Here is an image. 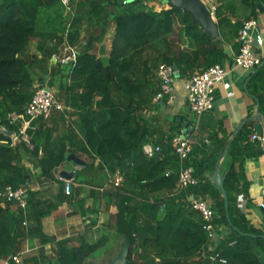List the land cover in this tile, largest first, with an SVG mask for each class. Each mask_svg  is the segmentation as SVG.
Masks as SVG:
<instances>
[{
	"label": "trees",
	"instance_id": "trees-1",
	"mask_svg": "<svg viewBox=\"0 0 264 264\" xmlns=\"http://www.w3.org/2000/svg\"><path fill=\"white\" fill-rule=\"evenodd\" d=\"M148 1L71 0L66 20V6L59 0H0V189L27 187L25 213L12 210L10 203L0 204V257L19 251L30 225L41 244L51 245L54 260L47 264H85L106 244L105 233L92 242L80 233L72 243V237L56 239L42 230V217L71 195L64 193L65 181L55 173L67 153L78 149L92 162L75 171L74 178L92 185L86 174L100 179L101 195L115 207V233L127 241V264H264V229L254 227L237 206L240 189L234 177L235 162L239 166L244 157L262 151L259 141L249 142L240 130L228 149L233 161L224 188L229 219L236 229L229 226L223 197L209 180L223 141L212 135L214 148L199 161L181 160L171 147L172 137L167 149L152 156L142 150L150 130L139 110L159 90L158 65L176 66L179 74L186 75L223 63L227 57L221 39L212 38L190 13L170 6L155 10ZM223 21L219 18L218 25ZM111 25L110 51L104 59L92 47L103 41ZM80 30L84 43L77 45L75 60L52 62L62 45H76ZM47 36L55 40L38 43L39 56L30 52L32 38ZM46 75L58 78L55 95L71 108L68 115L76 114L74 126L56 135L49 121L60 110H53L47 118L32 121L26 129L28 143L20 140L19 145L36 159L40 172L35 181L59 183L55 200L48 197L47 189L30 187L32 176L19 145L12 144L1 129L19 135L20 120L11 115L23 113L36 86H44ZM185 165H191L198 183L179 187V169ZM116 170L122 174L118 185L110 180ZM190 195L208 196L216 211V231L220 226L228 231L213 248L209 245L216 239L203 227ZM10 264H26V258Z\"/></svg>",
	"mask_w": 264,
	"mask_h": 264
},
{
	"label": "crops",
	"instance_id": "crops-1",
	"mask_svg": "<svg viewBox=\"0 0 264 264\" xmlns=\"http://www.w3.org/2000/svg\"><path fill=\"white\" fill-rule=\"evenodd\" d=\"M202 1L212 8L217 24L219 18L220 20H224L222 26L218 25V29L219 38L222 41V46L227 57L220 64L228 69L226 78L230 83L229 88L226 89L221 84L216 85L212 109L200 115H195L187 105L184 87L190 73L181 75L176 66H173L175 75L172 85V101L167 102L165 99L153 101L151 99L146 104H142L139 116L150 130L146 142L161 146L162 151L167 149L169 139L176 134H184L186 138H189L192 142V150L188 159L190 158L191 160L199 161L214 148L212 135L223 141V146L219 144V151L221 150L219 156L220 170L226 175L229 165L233 161L231 157L227 156L228 149L233 140L239 131L243 130L247 133L249 142H256V139L251 138V134L256 133L254 128L255 122H250V119L257 112L264 118V64L259 69H249L235 67L232 63V57L239 47L238 29L244 20L250 18L256 20L255 26L250 29L253 47L264 60V0H253L252 3H245L243 0ZM161 3H158L156 0L148 1V5L152 6L155 10L169 7ZM257 3H261L262 5L257 6ZM70 13V8L66 7L64 10L66 20L70 17ZM113 31V25L109 26L103 41L94 44L92 52L96 56L106 59L110 51ZM257 35L262 37L261 45L256 43ZM49 38L48 36L32 38L29 42L30 52L39 56L38 43L44 42L48 44L55 40L54 38ZM83 42L84 31L80 30L76 45L81 46ZM52 62H54L53 59ZM58 81L56 76H45L44 85L54 90L56 94ZM229 90L233 92L231 95L228 94ZM62 98L58 99L66 108L60 110L56 116L52 114L53 116H50L51 120L49 121V125L54 127L55 134L58 136L64 135L69 125L74 126L76 119V114L68 115L67 112L71 108ZM61 112L63 115H60ZM185 121L191 128H188L184 123ZM1 129L3 130V128ZM235 131L237 134L231 141ZM11 133L6 134L10 136ZM230 141V146L222 156L224 149ZM19 142L16 141L14 145L18 146ZM262 144V151L260 153L244 157L239 166L238 162H235L236 174L234 176L238 180V187L240 189L236 195L237 206L249 222L258 229H264V208L258 206L261 192L264 188V148ZM18 148L22 156V162L28 167L32 176L30 187L47 189L48 197L51 200H55L60 188L59 183L51 182L47 184L35 181L36 176L40 172L39 166L35 162L36 159L25 152L21 145ZM97 161L95 160L94 164ZM91 162V158L87 154L81 153L78 149L67 153V159L57 168L55 175L65 181L67 179H63L60 173L62 171L73 172L71 195L68 199L61 202L57 208L45 214L41 219V225L45 234L54 236L56 239L72 237V243L77 242L80 233L85 234V239L90 242L95 241L103 233L107 234L108 240L106 244L99 248L97 253L91 257L94 260L104 254L105 250L114 249L116 244L120 243L121 238L115 233L113 226L115 207L111 203V200L101 195L100 191H102V187H98L100 179H97L95 176L90 177L91 174H86L88 180L93 181L91 182L93 183L92 185L89 182H80L79 179L74 178L75 171L82 170L84 165ZM104 186L106 185L104 184ZM1 205L4 206L5 204L1 203ZM10 207L12 210L16 209L14 205H10ZM31 228L30 225V230L27 231L29 235L19 246V251L26 250L24 255H22V259L26 258V264H47L53 261L54 256L51 245L48 243L41 244L39 238L34 235V230ZM219 229V233L217 232L216 236L213 235V238L216 240L209 245V248H213L218 241L217 239L220 240L223 235L228 233L227 229L221 228V226ZM5 260L6 258L0 257V264H4Z\"/></svg>",
	"mask_w": 264,
	"mask_h": 264
},
{
	"label": "built area",
	"instance_id": "built-area-1",
	"mask_svg": "<svg viewBox=\"0 0 264 264\" xmlns=\"http://www.w3.org/2000/svg\"><path fill=\"white\" fill-rule=\"evenodd\" d=\"M59 1L68 7L71 0ZM255 23L256 20L253 18L244 20L238 29L237 35L239 47L232 57V63L235 67L259 69L264 64L263 57L254 50L253 40L250 35V29L255 26ZM256 43L261 45L262 37L257 35ZM77 52V45L64 44L62 45L60 53L53 54L51 58L54 62L58 61L62 64H67L75 60ZM227 73L228 69L224 65L214 63L204 69H197L189 74L184 87L186 91V102L192 113L200 115L212 109L214 102V89L216 85L221 84L226 89L230 86V83L226 78ZM174 75L175 70L172 65L166 63L158 65L157 76L159 79V90L153 95V101L162 99L167 100V102L172 101ZM232 93L231 90L228 91L229 95ZM64 108H66L65 105L56 97L54 90L50 88L44 89V86H36L23 113L11 115L13 119L20 120L19 135L16 133H11L10 135L12 144L20 140L28 143L26 129L30 127L33 120L39 116L47 118L53 110H63ZM251 138L256 139L261 144L264 142V138L256 133H252ZM170 144L181 160L188 159L192 150V142L189 138H186L183 134H176L171 138ZM142 150L146 156H152L161 151V146L145 142L142 145ZM121 180L122 174L119 172H116L111 179L115 185H118ZM196 183H198V178L195 177L191 165L183 166L178 173L179 187H187ZM63 191L67 195L71 194V179L65 180ZM190 201L192 207L197 210L203 218V227L210 235H213V232L216 231V226L213 223L216 211L211 205L210 198L208 196L194 195L193 199ZM1 203H10L25 213L27 209V187L24 185L18 187H13L11 185L4 186L0 189V204ZM258 206L264 208V188L262 189ZM22 223L24 226L27 225L26 218L23 219ZM25 252L26 250H20L11 254L6 258L4 264H10V261L20 263L22 255H24ZM220 260L224 261L223 259Z\"/></svg>",
	"mask_w": 264,
	"mask_h": 264
},
{
	"label": "water",
	"instance_id": "water-1",
	"mask_svg": "<svg viewBox=\"0 0 264 264\" xmlns=\"http://www.w3.org/2000/svg\"><path fill=\"white\" fill-rule=\"evenodd\" d=\"M118 1L124 2V0H118ZM161 2L170 7H178L190 13L192 19L197 21L198 24L212 38L216 39L219 37L218 24L213 15V10L210 7V5L204 3L202 0H161ZM261 5H262L261 3H257V6H261ZM47 76L48 75H46V77ZM44 89H49V87L44 85ZM250 122H255L254 128H255L256 134L261 135L264 138V130H263L264 118L262 117V115L257 112L251 117ZM184 123L188 126V128H191V126H189L186 121ZM2 131H4L5 133H11L10 131H7L5 129H3ZM236 134L237 133L235 131L233 133V137L231 141L235 138ZM183 136L185 135L183 134ZM231 141L228 143L227 147L224 149L222 156L225 153V151L228 149V147L230 146ZM262 147L264 148V142L262 144ZM60 175L63 179H71L73 177V172L72 171H62ZM224 178H225V175L220 170V158H218L215 164V170L210 175L209 180L211 184H213L217 189H219L223 197L225 215H226L229 226L236 229L235 227L232 226V223L229 219L228 197H227V192L224 188ZM193 197L194 195H190L189 199L191 200L193 199ZM213 235L216 236L217 232L214 231ZM251 235L255 236L254 234H251ZM261 237L264 238V235H261ZM127 254H128L127 241H126V238L122 236L121 241L119 243L118 251L113 257L108 258L104 263H96L93 260L91 264H127L128 263Z\"/></svg>",
	"mask_w": 264,
	"mask_h": 264
},
{
	"label": "rangeland",
	"instance_id": "rangeland-1",
	"mask_svg": "<svg viewBox=\"0 0 264 264\" xmlns=\"http://www.w3.org/2000/svg\"><path fill=\"white\" fill-rule=\"evenodd\" d=\"M156 1L158 3H161L160 0H156ZM147 4H148V2H147ZM161 4H163V3H161ZM118 248H119V244H116V246H115L114 249H112V250H105L104 251V254L100 255L97 258H95L94 261L104 263L108 258L113 257L117 253ZM92 261H93V258H90V259L86 260V263L85 264H91Z\"/></svg>",
	"mask_w": 264,
	"mask_h": 264
}]
</instances>
